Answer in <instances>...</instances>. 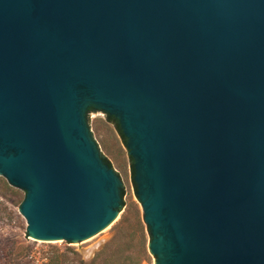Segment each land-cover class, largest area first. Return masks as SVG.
<instances>
[{"label":"water","instance_id":"1","mask_svg":"<svg viewBox=\"0 0 264 264\" xmlns=\"http://www.w3.org/2000/svg\"><path fill=\"white\" fill-rule=\"evenodd\" d=\"M94 108L126 138L156 264H264V0H0V176L36 240L119 216Z\"/></svg>","mask_w":264,"mask_h":264},{"label":"rangeland","instance_id":"2","mask_svg":"<svg viewBox=\"0 0 264 264\" xmlns=\"http://www.w3.org/2000/svg\"><path fill=\"white\" fill-rule=\"evenodd\" d=\"M91 137L110 161L121 180L122 207L118 218L107 228L83 241L69 243L65 240L42 241L28 234V222L20 212L25 199L24 190L9 184L0 176V264H81L80 259L91 262L103 246L116 234L121 219L126 218L132 228L140 219L145 230L138 231L137 238L130 242L126 253L132 255L137 264H156V257L149 252L150 235L142 219V208L131 180L129 154L118 129L116 118L108 113L92 109L85 113ZM77 251L75 256L71 251Z\"/></svg>","mask_w":264,"mask_h":264},{"label":"trees","instance_id":"3","mask_svg":"<svg viewBox=\"0 0 264 264\" xmlns=\"http://www.w3.org/2000/svg\"><path fill=\"white\" fill-rule=\"evenodd\" d=\"M110 119L114 118L110 115H108ZM118 129L124 139V142L126 144V138L123 135L119 123H118ZM105 162L109 164V166L112 167V164L110 161L106 158H104ZM122 197H123V191H122ZM137 227L132 228L128 224V220L126 218H123L119 222V226L117 227V232L115 236L107 242L103 248L98 252L96 257L91 262H85L83 259H80L81 264H137V261L133 260L132 255L129 253H126L127 248L130 249V242L135 240L138 235V231L142 232L141 235L144 234V226L140 219L137 220ZM129 244V245H128ZM125 245H128L126 248ZM75 256L78 255L77 251L71 250ZM55 264H62L59 259H57Z\"/></svg>","mask_w":264,"mask_h":264}]
</instances>
